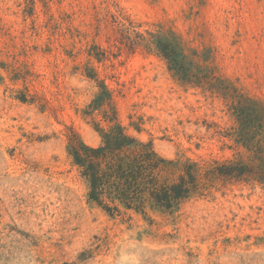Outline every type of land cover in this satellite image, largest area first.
I'll use <instances>...</instances> for the list:
<instances>
[{
	"label": "rangeland",
	"instance_id": "1",
	"mask_svg": "<svg viewBox=\"0 0 264 264\" xmlns=\"http://www.w3.org/2000/svg\"><path fill=\"white\" fill-rule=\"evenodd\" d=\"M100 85L163 158L248 163L230 105L264 108V0H0V264H264L251 180H202L172 211L88 200L68 146L110 125L85 114Z\"/></svg>",
	"mask_w": 264,
	"mask_h": 264
},
{
	"label": "trees",
	"instance_id": "2",
	"mask_svg": "<svg viewBox=\"0 0 264 264\" xmlns=\"http://www.w3.org/2000/svg\"><path fill=\"white\" fill-rule=\"evenodd\" d=\"M170 69L187 75L173 51L158 42ZM89 105L86 115L100 113L107 127L93 124L99 135L98 146H89L77 137L71 139L68 155L87 186V197L108 213L120 208L143 212L146 208L172 211L199 191L202 180L214 177L251 180L264 186V108L258 103L237 97L230 109L238 124L237 142L249 151L248 163H214L202 174V168L190 161L179 163L157 153L151 141H142L123 127L111 105L104 85ZM229 99L228 95H224ZM233 99H236L234 97ZM137 133L141 129L135 126Z\"/></svg>",
	"mask_w": 264,
	"mask_h": 264
}]
</instances>
